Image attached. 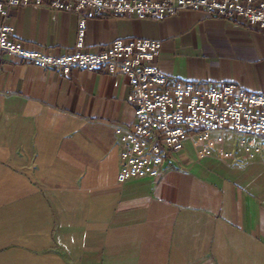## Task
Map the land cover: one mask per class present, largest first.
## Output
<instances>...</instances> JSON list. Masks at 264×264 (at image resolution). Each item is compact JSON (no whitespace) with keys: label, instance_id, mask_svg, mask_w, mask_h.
Listing matches in <instances>:
<instances>
[{"label":"crops","instance_id":"1","mask_svg":"<svg viewBox=\"0 0 264 264\" xmlns=\"http://www.w3.org/2000/svg\"><path fill=\"white\" fill-rule=\"evenodd\" d=\"M78 21L27 7L5 22L15 41L63 56ZM128 39L161 42L169 83L264 94V30L240 20L103 16L87 21L82 51ZM129 92L122 76L0 53V264H264V137L217 131L206 155L194 135L165 152L158 178L120 183L114 128L134 123Z\"/></svg>","mask_w":264,"mask_h":264},{"label":"built area","instance_id":"2","mask_svg":"<svg viewBox=\"0 0 264 264\" xmlns=\"http://www.w3.org/2000/svg\"><path fill=\"white\" fill-rule=\"evenodd\" d=\"M27 7L77 14L75 50L54 56L15 41L5 21L11 9ZM180 12H203L264 30V0H2L0 53L63 74L75 69L122 76L130 88L127 102L134 106V123L126 129L114 128L119 145L118 180L156 179L165 152H180L194 135L205 144L202 152L206 155L215 144L223 143L222 136L209 139L217 131L264 137V94L247 93L234 84L206 89L190 82L169 83L157 67L159 41L116 40L103 50L82 51L89 20L109 16L161 21Z\"/></svg>","mask_w":264,"mask_h":264},{"label":"rangeland","instance_id":"3","mask_svg":"<svg viewBox=\"0 0 264 264\" xmlns=\"http://www.w3.org/2000/svg\"><path fill=\"white\" fill-rule=\"evenodd\" d=\"M203 154H205V153H203Z\"/></svg>","mask_w":264,"mask_h":264}]
</instances>
